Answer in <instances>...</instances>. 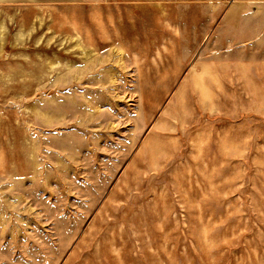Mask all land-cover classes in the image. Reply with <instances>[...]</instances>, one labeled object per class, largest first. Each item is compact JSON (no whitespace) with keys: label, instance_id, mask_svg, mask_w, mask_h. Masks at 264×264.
Segmentation results:
<instances>
[{"label":"rangeland","instance_id":"rangeland-1","mask_svg":"<svg viewBox=\"0 0 264 264\" xmlns=\"http://www.w3.org/2000/svg\"><path fill=\"white\" fill-rule=\"evenodd\" d=\"M215 0H0V264H264V49Z\"/></svg>","mask_w":264,"mask_h":264},{"label":"crops","instance_id":"crops-1","mask_svg":"<svg viewBox=\"0 0 264 264\" xmlns=\"http://www.w3.org/2000/svg\"><path fill=\"white\" fill-rule=\"evenodd\" d=\"M215 33L227 46L259 45L264 49V0H215Z\"/></svg>","mask_w":264,"mask_h":264}]
</instances>
